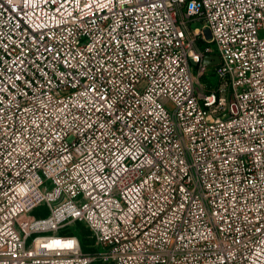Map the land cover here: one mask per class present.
Instances as JSON below:
<instances>
[{
    "label": "built area",
    "instance_id": "1",
    "mask_svg": "<svg viewBox=\"0 0 264 264\" xmlns=\"http://www.w3.org/2000/svg\"><path fill=\"white\" fill-rule=\"evenodd\" d=\"M95 261L264 264V0H0V264Z\"/></svg>",
    "mask_w": 264,
    "mask_h": 264
},
{
    "label": "rangeland",
    "instance_id": "2",
    "mask_svg": "<svg viewBox=\"0 0 264 264\" xmlns=\"http://www.w3.org/2000/svg\"><path fill=\"white\" fill-rule=\"evenodd\" d=\"M204 22L203 21H193L190 24V27L193 29L195 27H203ZM211 38H208L205 34V39L198 37V45L199 47H205L206 45H212L215 48V44L211 42ZM201 81L207 85L208 89H214L217 88V85L219 84V79L217 75L212 73V71L208 72L205 77L201 78ZM47 189H52L53 185L51 181L46 182ZM50 214V208L47 203H41L38 206H36L29 215H26L24 217L25 220L30 221L33 219V217L42 218L47 217ZM59 234L64 235L68 233H74L79 236L82 247L84 251H92L96 248V240L92 233V231L89 229V227L84 224L83 222H72L68 224L65 229H62L58 231ZM91 264H114L112 262H93Z\"/></svg>",
    "mask_w": 264,
    "mask_h": 264
},
{
    "label": "water",
    "instance_id": "3",
    "mask_svg": "<svg viewBox=\"0 0 264 264\" xmlns=\"http://www.w3.org/2000/svg\"><path fill=\"white\" fill-rule=\"evenodd\" d=\"M205 34L208 38H210V32L208 30L205 31ZM220 62V57L217 55V54H214V55H205L204 56V63L207 65V66H213V65H216Z\"/></svg>",
    "mask_w": 264,
    "mask_h": 264
},
{
    "label": "trees",
    "instance_id": "4",
    "mask_svg": "<svg viewBox=\"0 0 264 264\" xmlns=\"http://www.w3.org/2000/svg\"><path fill=\"white\" fill-rule=\"evenodd\" d=\"M210 67H213V66H210ZM203 77H205V75H204V76H202V78H203ZM77 236H78V235H77ZM78 237H79V236H78ZM97 262H99V261H97Z\"/></svg>",
    "mask_w": 264,
    "mask_h": 264
}]
</instances>
